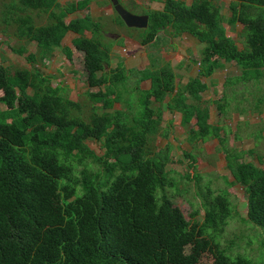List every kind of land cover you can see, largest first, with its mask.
<instances>
[{"label": "trees", "instance_id": "trees-1", "mask_svg": "<svg viewBox=\"0 0 264 264\" xmlns=\"http://www.w3.org/2000/svg\"><path fill=\"white\" fill-rule=\"evenodd\" d=\"M159 1L162 10L143 13L149 16V26L137 41L150 45L160 32L172 28L176 36L189 34L203 44L198 75L184 87L177 86V74L166 61L143 70L127 69L123 62L111 68L112 47L98 39L102 24L90 14H78L88 10L91 0L65 4L16 0L3 13L5 25L15 24L16 35L35 42L37 52L26 57L31 69L12 73L0 64V264H259L264 260V238L256 260L240 253L229 256V249L221 247L220 237L233 216L228 192H197L201 206L188 221L167 192L171 187L181 192L167 171L171 147L154 150L157 137H167V130L162 131L164 105L180 114L190 144L217 140L233 177L230 185L238 184L246 193L247 221L264 237V168L243 160L254 150L228 148L223 128L210 123L209 102L202 97L208 86L201 81L223 68L222 61L235 62L241 70L225 88L230 83L246 87L264 77V0L230 3L226 21L231 28L243 26V49L228 36L225 18L212 0H194L191 5ZM114 12L117 23L125 26ZM32 13L46 15L47 24L35 26ZM72 15L76 17L69 19ZM68 33L78 36L72 43L84 55L89 88L99 89L88 93V121L82 117L81 104L64 97L61 88L52 85V76L34 67L50 59ZM14 51L27 53L24 47ZM65 55L71 60L72 50L66 47ZM146 81L151 83L147 90L141 88ZM121 88L138 92L137 109ZM116 104L121 108L115 109ZM261 132L256 136L261 137ZM87 141L100 142L104 154L98 156ZM185 156L200 187L197 158L191 153ZM186 178L190 180V173ZM201 210L204 216L199 220Z\"/></svg>", "mask_w": 264, "mask_h": 264}, {"label": "rangeland", "instance_id": "rangeland-1", "mask_svg": "<svg viewBox=\"0 0 264 264\" xmlns=\"http://www.w3.org/2000/svg\"><path fill=\"white\" fill-rule=\"evenodd\" d=\"M80 0H60L61 4L77 2ZM123 7L134 15H143L146 11L162 10L164 5L159 0H119ZM187 5H191L194 0H181ZM232 0H212L213 4L220 7L225 18L224 27L227 34L243 49L245 39L243 26L237 24L233 28L229 27L226 19L231 16L229 8ZM16 3V0H0V64L9 67L13 73L16 69H31L32 66L26 60L29 53L37 52L35 42H28L25 38L16 35L17 26L11 24L6 26L3 22V13L9 11V5ZM262 10V9H261ZM80 16L90 14L93 20L102 24L103 31L98 39L109 48L111 52V68H115L119 62H123L127 69L143 70L150 67L152 63L160 65L161 62H169L177 73V86L184 87L190 78L195 77L198 72V61L204 48L198 40L188 34L176 36L172 28H168L158 34L157 40L147 46H141L139 42L132 43L129 38L137 40L143 31L135 28H128L126 25H119L116 21L114 8L109 0H91L88 10L78 13ZM34 18L35 26L47 24L46 15L38 16L31 14ZM264 16V14H261ZM76 15L69 17L75 18ZM68 19V20H69ZM90 37V33H86ZM77 35L69 33L56 48L54 55L45 61L38 63L35 68L41 73L52 76V85L60 87L63 96L78 102L82 106V117L88 121L91 113V101L88 98L89 92H97L98 88H89L87 74L84 70V55L73 46V40ZM24 47L27 53L20 55L14 51ZM72 50V58L69 60L65 55V48ZM135 51H137L135 53ZM241 75V70L236 63H226L224 69H220L210 78H202L208 89L202 94L203 99L210 101L211 123L223 128L222 135L228 139V148L239 151L254 150L253 154H246L243 160L252 162L258 167L264 168V77L250 82L245 87L242 84L230 83L225 88V83L231 77ZM256 83V84H255ZM134 85L133 79L130 83ZM150 81L141 84L142 89H149ZM121 94L131 100L136 109L139 105V95L136 90L121 88ZM32 94V90H29ZM223 100L219 102L220 99ZM220 105L221 111L218 106ZM156 104L153 103V107ZM119 104L115 109H119ZM162 131L167 130V137L158 136L154 142V150L160 151L170 145L171 161L167 165L169 178L178 184L181 192H177L174 187L167 188L168 194L172 195L174 205L178 207L186 219L191 221L192 213L196 208H200L201 199L196 197L197 192L212 194L229 193L233 216L228 221L220 237V244L223 249H229L228 255L243 254L256 260L260 248L261 240L264 238L257 226L253 228L247 221L248 204L246 193L238 184L230 185L233 177L226 168V161L223 153L219 149V142L213 140L207 143L188 142L189 132L181 124L180 114L174 113L163 107ZM1 109H5L1 106ZM261 110V113H260ZM222 113V114H221ZM196 121L191 125L194 127ZM190 127V126H189ZM196 128V127H195ZM261 132V137L256 136ZM88 146L98 156L104 154V149L100 142L87 141ZM186 153H191L197 158V172L201 175L200 187H197L192 170L188 167ZM259 158L262 163H259ZM82 168L79 169V171ZM186 173H190V180L186 178ZM209 187V188H207ZM204 216L200 211L198 219ZM261 244V245H260ZM246 257V258H247ZM264 264L260 260L259 264Z\"/></svg>", "mask_w": 264, "mask_h": 264}, {"label": "water", "instance_id": "water-1", "mask_svg": "<svg viewBox=\"0 0 264 264\" xmlns=\"http://www.w3.org/2000/svg\"><path fill=\"white\" fill-rule=\"evenodd\" d=\"M112 7L128 28L145 30L149 26L148 15H134L126 10L119 0H110Z\"/></svg>", "mask_w": 264, "mask_h": 264}, {"label": "crops", "instance_id": "crops-1", "mask_svg": "<svg viewBox=\"0 0 264 264\" xmlns=\"http://www.w3.org/2000/svg\"><path fill=\"white\" fill-rule=\"evenodd\" d=\"M69 34V33H68ZM189 35V34H188ZM78 37V36H77ZM76 37V38H77ZM75 39V38H74ZM129 40L132 42V43H136V42H138L137 40H134L133 38H129ZM199 42V41H198ZM200 43V42H199ZM201 44V43H200ZM239 47V46H238ZM137 51H135V53H136ZM222 63H223V68H219V69H217V70H215V72H214V74L213 75H215L216 74V72L218 71V70H220V69H224L225 68V62L224 61H222ZM232 63V62H231ZM235 63V62H234ZM173 67V66H172ZM173 69H174V67H173ZM198 71H199V68H198ZM174 72L176 73V71H175V69H174ZM177 74V73H176ZM197 75H198V72H197ZM197 75L195 76V77H197ZM212 75V76H213ZM178 76V75H177ZM211 76V77H212ZM195 77H192V78H195ZM210 78V77H209ZM191 79V78H190ZM189 79V80H190ZM201 81H202V78H201ZM188 83V82H187ZM202 83H204L203 81H202ZM205 84V83H204ZM207 85V84H206ZM145 90H147V89H145ZM207 91V90H206ZM203 97V96H202ZM205 100V99H204ZM207 101V100H206ZM209 102V110H210V121H211V107H210V101H208ZM195 120V119H194ZM196 121V120H195ZM211 123V122H210ZM211 124H213V123H211ZM214 125V124H213ZM217 126V125H216ZM220 127V126H219ZM224 131V130H223Z\"/></svg>", "mask_w": 264, "mask_h": 264}]
</instances>
